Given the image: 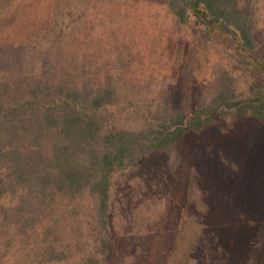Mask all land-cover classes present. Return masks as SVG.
Listing matches in <instances>:
<instances>
[{"label": "trees", "instance_id": "1", "mask_svg": "<svg viewBox=\"0 0 264 264\" xmlns=\"http://www.w3.org/2000/svg\"><path fill=\"white\" fill-rule=\"evenodd\" d=\"M76 1L0 0V264H242L264 257V217L254 211L264 199L241 200L235 211L244 164L237 152L226 198L221 183L208 182L201 146L189 155L182 146L217 126L227 141L264 129V89L239 91L220 70L211 98L173 104L164 90L148 95L124 69L129 41L109 53L126 14L143 18V8L135 0H90L96 7L89 17ZM158 1L168 24L150 32L165 37L162 52L179 72L200 69L188 56L199 37L229 38L239 53L254 55L253 70L264 71V0ZM114 181L124 188L118 198Z\"/></svg>", "mask_w": 264, "mask_h": 264}, {"label": "rangeland", "instance_id": "2", "mask_svg": "<svg viewBox=\"0 0 264 264\" xmlns=\"http://www.w3.org/2000/svg\"><path fill=\"white\" fill-rule=\"evenodd\" d=\"M72 5H82L85 14L89 17L96 7L90 0L76 1ZM131 5L143 8L145 15L142 18L140 14L131 11L126 14V26L120 34L110 38L112 46L109 48V53L112 55L120 53L118 44L122 38L129 41L127 51H129L131 59L125 61L124 69L135 74L131 83L138 89H142L144 92L148 90V95H151V90L156 92L164 90L165 94L170 95L173 104H193V101L195 102L200 97L211 98L216 93L219 83L214 78L222 75L215 72L220 70L225 72V76L233 78L231 82L239 91L242 89L248 91V87H252L255 92L258 85L264 89V71L257 72L252 69L251 62L255 59L254 55L239 53L233 42L226 37H216L212 42H207L202 37L196 40L191 39L192 47L187 55L195 65H200V69L196 70L190 67L187 68V72H179V66H171V58L168 53L162 52L166 41L165 37L154 38L150 32V28L153 27L166 30V27H161V24H168V19L164 18L165 14L158 11L157 5H162L160 1L135 0ZM188 22L189 27L193 28L194 18L192 16L189 17ZM169 44L173 45L170 42ZM100 54H104V51L101 50ZM185 68L183 67L182 70ZM221 133L222 128L217 126L204 137L190 135L184 140L182 146L187 155L197 146H201L199 159L209 164V173L205 171L208 182L210 186H214L215 183V188L218 185L216 183H221L223 189L226 190L222 192L226 198L230 197L231 186H233L228 173L233 166V155L237 152L244 162L241 177L235 179V188L237 189L234 191L235 211L239 213V201L264 199V129L258 128L247 131L245 134L235 135L236 137L230 141L223 140L225 137ZM191 169L192 166L187 163L181 177L185 179ZM119 181L113 183L111 193L114 198L120 197L124 190L121 185L119 186ZM184 186L185 180L182 184V187ZM216 196H219L218 192H216ZM173 197L179 200L181 193H175ZM179 210H172L171 213L174 216L179 215ZM215 210L230 212V209L225 207L223 209L216 207ZM254 211L258 216L264 217V208L255 207ZM242 264H264V257L247 260Z\"/></svg>", "mask_w": 264, "mask_h": 264}]
</instances>
